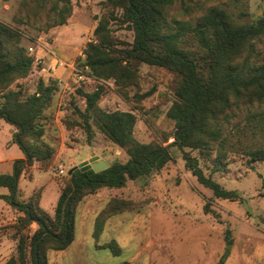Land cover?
<instances>
[{"label": "rangeland", "instance_id": "rangeland-1", "mask_svg": "<svg viewBox=\"0 0 264 264\" xmlns=\"http://www.w3.org/2000/svg\"><path fill=\"white\" fill-rule=\"evenodd\" d=\"M54 0H0V21L16 29L19 44L33 57L29 74L12 85L32 93L39 80L55 81L52 100L40 122L43 141L53 148L50 159L34 161L19 178V198L35 200L53 218L57 198L69 181V170L97 156L110 164L126 161V152L93 123L88 140L82 119L80 91L102 86L99 101L105 110L135 114L133 135L142 143L167 144L173 140L174 123L167 112L175 98L178 75L156 65L139 64L138 83L119 88L113 79L97 78L83 68L79 59L89 40H94L95 15H106L101 0H72L66 24L72 34H53L50 6ZM218 6L238 22L251 21L264 13V0H174L167 9L168 20H194ZM119 13V11H116ZM64 25V24H63ZM118 41L131 42L132 31L112 23ZM33 51H29V47ZM250 62L264 60V34L253 40ZM68 64L52 68L53 57ZM72 65V67L70 66ZM68 71L58 76L54 70ZM226 123L229 141L220 159L209 151L170 146V159L159 170L121 187H101L86 193L75 206L74 238L63 250H47L48 264H215L226 251L223 264H264V162L250 160L247 149L264 147V105L233 109ZM14 128L0 119V173H10L13 161L23 154L12 140ZM195 156L203 171L238 198L215 197L202 186L184 164L182 153ZM8 190L0 187V193ZM208 204L205 210L204 205ZM23 212L0 200V264L16 255L19 217ZM99 219L102 230L94 236ZM31 223L23 234L32 235ZM114 241L117 247L107 246ZM231 241V242H230ZM230 242V243H229Z\"/></svg>", "mask_w": 264, "mask_h": 264}, {"label": "trees", "instance_id": "trees-1", "mask_svg": "<svg viewBox=\"0 0 264 264\" xmlns=\"http://www.w3.org/2000/svg\"><path fill=\"white\" fill-rule=\"evenodd\" d=\"M44 1V0H40ZM174 0H101L109 12L95 15L94 40H89L79 59L84 69L97 78L113 79L119 88L138 83L139 64L156 65L178 75L175 98L167 115L174 123L173 140L167 144L142 143L135 139V114L125 110H105L100 107L102 86L80 91L85 98L83 110L74 108L82 119L87 139L91 138L93 123L114 144L122 148L126 161H112L103 170L74 168L62 188L51 218L33 199L19 198V178L34 161L50 159L53 148L42 139L45 129L40 122L50 104L55 81L39 80L36 89L27 93L14 83L25 78L33 57L19 44L18 31L0 21V119L13 128L12 140L23 157L13 161L10 173H0V199L23 212L19 217L16 255L1 264H48L47 250H63L74 238V212L84 194L101 187L124 186L133 180L161 169L170 159L169 147H189L199 150L214 148L225 159L229 132L225 124L234 115L233 109L253 104L264 105V60L250 62L253 40L264 34V13L251 21L238 22L225 9L213 6L194 20H168L167 9ZM72 0H54L50 6L53 17L49 27L66 24L72 14ZM119 11L117 13L116 11ZM112 23L132 31L131 42L118 41L113 36ZM250 160L264 162V147L245 151ZM184 164L202 186L218 198L236 199L238 193L226 189L206 174L195 156L182 153ZM208 204L204 205V209ZM35 223L32 235L24 228ZM102 230L99 219L94 236ZM112 240L107 246L117 247ZM225 251L215 264H223Z\"/></svg>", "mask_w": 264, "mask_h": 264}, {"label": "water", "instance_id": "water-1", "mask_svg": "<svg viewBox=\"0 0 264 264\" xmlns=\"http://www.w3.org/2000/svg\"><path fill=\"white\" fill-rule=\"evenodd\" d=\"M108 166L109 164L106 161L98 159V157L95 156L90 160H84L81 163H79L77 166L72 167L68 173H70L74 168H85V167L92 168L95 172H97L107 168Z\"/></svg>", "mask_w": 264, "mask_h": 264}, {"label": "crops", "instance_id": "crops-1", "mask_svg": "<svg viewBox=\"0 0 264 264\" xmlns=\"http://www.w3.org/2000/svg\"><path fill=\"white\" fill-rule=\"evenodd\" d=\"M51 31L53 32V34H69V31L70 33L72 32V28L68 24H64V25H60V26L52 28ZM53 72L54 74H57L58 76L68 75L67 68H66V71L64 72L61 71L60 68L55 69ZM21 157H23V155Z\"/></svg>", "mask_w": 264, "mask_h": 264}, {"label": "built area", "instance_id": "built-area-1", "mask_svg": "<svg viewBox=\"0 0 264 264\" xmlns=\"http://www.w3.org/2000/svg\"><path fill=\"white\" fill-rule=\"evenodd\" d=\"M29 51H33V47H29ZM68 64L66 63V61H64L63 59L55 56L53 57V64H52V68H55V66H62V67H65L67 66ZM72 67V65H70Z\"/></svg>", "mask_w": 264, "mask_h": 264}]
</instances>
